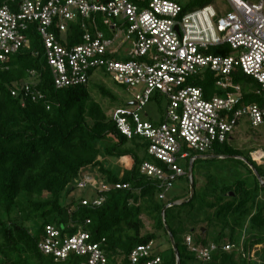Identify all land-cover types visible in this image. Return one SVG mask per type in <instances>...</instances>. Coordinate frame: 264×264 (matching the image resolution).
Here are the masks:
<instances>
[{"label": "trees", "instance_id": "obj_1", "mask_svg": "<svg viewBox=\"0 0 264 264\" xmlns=\"http://www.w3.org/2000/svg\"><path fill=\"white\" fill-rule=\"evenodd\" d=\"M18 1L0 0V7L15 8ZM191 1L190 11L211 4L210 0ZM27 34L28 43L0 72V264H84L86 257L72 255L57 262L40 251L50 226L61 231L62 237L84 228L93 244H101L109 264H130L137 246L156 245L162 238L158 233L164 234L169 245L163 252L155 248L151 262L160 257V264H264V165L256 163L251 152L238 149L229 138L200 157L205 162L220 158L239 161L254 176V188L241 181L219 185L214 176L208 184L192 174L193 195L190 186L184 199L157 200L159 182L143 175L141 168L145 163H160L149 155L145 140H130L120 133L113 120L116 110L104 107L106 101H117L115 95L105 86L92 88V81L86 86L56 89L44 41L34 27ZM212 52L232 55L230 46ZM233 78L242 87L246 105L264 106V97L256 92L260 90L257 82L240 69ZM215 82L209 70L194 85L202 87L210 99L223 94L216 90ZM25 84L33 85L35 101L33 96L26 101L12 96ZM106 159H131L132 164L120 174ZM88 168L98 169L100 186L109 188L97 192V197L105 199L101 206H93V200L84 206L88 197L72 196ZM185 169L189 172L190 163ZM183 178L191 184L188 176ZM147 216L153 232H146ZM189 236L197 248L218 247L211 261L202 262L191 252L186 246ZM227 245L233 249L226 251ZM259 246L263 249L255 258L252 254Z\"/></svg>", "mask_w": 264, "mask_h": 264}, {"label": "built area", "instance_id": "obj_2", "mask_svg": "<svg viewBox=\"0 0 264 264\" xmlns=\"http://www.w3.org/2000/svg\"><path fill=\"white\" fill-rule=\"evenodd\" d=\"M225 1L231 8L228 14L212 4L187 10L191 0H19L15 8L0 7V72L28 43L27 33L34 27L44 41L56 89L86 86L97 72L126 87L135 102L117 109L113 120L122 135L149 144V155L160 165L145 163L141 171L159 182V198L167 201L179 179L188 176L192 182L185 166L193 165L197 155L226 143L242 122L254 128L264 125V106L246 105L233 78L240 69L259 84L256 92L264 97V0ZM224 46L231 47L232 55L212 52ZM209 70L216 90L223 93L210 99L194 85ZM32 87L25 84L12 96L22 101L33 96L35 101ZM154 100L167 103L161 122L140 113ZM259 161L264 162V153ZM101 188L99 193L109 189ZM104 200L97 197L93 206ZM186 243L202 262L211 261L218 250L215 245L197 248L190 236ZM100 246L82 227L62 237L50 226L38 248L57 262L77 255L87 258L84 264H109ZM154 250V244L137 246L130 264H160V257L149 261Z\"/></svg>", "mask_w": 264, "mask_h": 264}, {"label": "rangeland", "instance_id": "obj_3", "mask_svg": "<svg viewBox=\"0 0 264 264\" xmlns=\"http://www.w3.org/2000/svg\"><path fill=\"white\" fill-rule=\"evenodd\" d=\"M211 4L218 9V11L228 14L231 12V8L225 0H210ZM248 1V0H244ZM253 3H259L260 0H250ZM185 2H183L184 4ZM96 85H101L107 87L116 97L117 101L113 104L111 101H106L104 103V107L109 109L112 107L113 110L117 109H127L129 104L135 102V95L129 92L124 87L118 85L112 77L103 76L101 72H97L93 81L91 82V87L93 88ZM98 95V94H97ZM100 97H97V101H101ZM166 101H156L154 100L148 106L142 110L141 116L145 119V115L149 114L154 122H161L164 116V111H166ZM244 121V120H243ZM242 122V121H241ZM241 124V123H240ZM230 141L232 144L238 149H245L247 153L251 152L252 157H255L256 152H260L259 150H264V125L260 128H253L250 124H243L239 127L235 132L231 135ZM139 151V150H138ZM140 153L143 154L144 151L140 150ZM140 154V155H141ZM197 162L195 168L193 169V176L202 181L207 182L208 184L212 181L210 176H214L215 180H217V184L224 185L227 183H236L238 181L245 182L251 188H254V176L251 172L239 161L235 159H222L216 160L212 162L203 161L202 157L196 156ZM258 164L263 165L264 162H260V159H257ZM242 160V159H238ZM106 164L114 169L117 173H122L125 169H129L131 167L132 160L130 159H106ZM245 163V161H242ZM185 166V164H183ZM210 177V178H209ZM101 175L98 169L88 168L82 173V180L80 187L78 186V190L72 195L75 197L74 199H81L83 197H88L91 200L97 199L98 189L101 188ZM175 187L168 193L167 199H184L189 194L190 183L187 178H181L176 184ZM70 198V201L74 199ZM160 197V196H159ZM157 197V200H161ZM166 203L165 200H161ZM146 222V232L155 231L154 226L150 218L147 216L145 218ZM158 236H161V239H158L156 242L155 248L163 252L168 248V241L166 237H163L164 234L158 233ZM263 249V246H259L253 252L252 256L257 258V253Z\"/></svg>", "mask_w": 264, "mask_h": 264}, {"label": "water", "instance_id": "obj_4", "mask_svg": "<svg viewBox=\"0 0 264 264\" xmlns=\"http://www.w3.org/2000/svg\"><path fill=\"white\" fill-rule=\"evenodd\" d=\"M220 159H223V158H220ZM189 174L192 176V174H193V165H191L190 166V170H189ZM257 174V173H256ZM258 178H259V180L261 181V178L259 177V175H258ZM193 184V182H191V192H192V195H193V190H194V186L192 185ZM174 205H171V206H169V207H167L164 211H163V214L166 212V210L168 209V208H171V207H173ZM171 238H172V241H173V237H172V235H171ZM175 245V243H174V241H173V246ZM174 248H175V250H176V246H174ZM179 264H180V262H179Z\"/></svg>", "mask_w": 264, "mask_h": 264}, {"label": "bare ground", "instance_id": "obj_5", "mask_svg": "<svg viewBox=\"0 0 264 264\" xmlns=\"http://www.w3.org/2000/svg\"><path fill=\"white\" fill-rule=\"evenodd\" d=\"M262 156H263V153L262 152H256V154H255V157L257 159H260V157H262Z\"/></svg>", "mask_w": 264, "mask_h": 264}, {"label": "crops", "instance_id": "obj_6", "mask_svg": "<svg viewBox=\"0 0 264 264\" xmlns=\"http://www.w3.org/2000/svg\"><path fill=\"white\" fill-rule=\"evenodd\" d=\"M245 122H243V124H244ZM242 124V125H243ZM246 124V123H245ZM260 152H262V153H264V150L263 149H261V150H259ZM259 165H261V164H259ZM264 165V164H263Z\"/></svg>", "mask_w": 264, "mask_h": 264}, {"label": "clouds", "instance_id": "obj_7", "mask_svg": "<svg viewBox=\"0 0 264 264\" xmlns=\"http://www.w3.org/2000/svg\"><path fill=\"white\" fill-rule=\"evenodd\" d=\"M168 200V199H167Z\"/></svg>", "mask_w": 264, "mask_h": 264}]
</instances>
